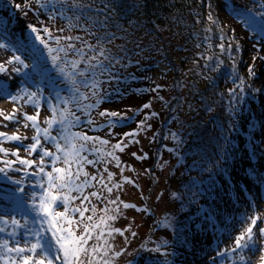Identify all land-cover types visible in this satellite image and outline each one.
Instances as JSON below:
<instances>
[{
	"label": "rangeland",
	"instance_id": "rangeland-1",
	"mask_svg": "<svg viewBox=\"0 0 264 264\" xmlns=\"http://www.w3.org/2000/svg\"><path fill=\"white\" fill-rule=\"evenodd\" d=\"M59 1L61 0H51L45 7L41 8L35 3V0H31L30 4H28V0H0V22L3 24V28H0V42L9 45L7 50L0 48V63H4L14 54L20 55L25 63L29 65L34 63L36 56L42 62L41 50L46 57L45 63H40L43 74L33 71L31 67L22 69L19 74L12 72L13 67H21L18 64H5L8 72L0 74V82H3L13 95L17 94L18 89L21 87H28L30 91L39 90L42 94V98L39 101L40 107L37 109L32 103H25L27 97H23L15 103L8 99L0 98V111H3L5 115L10 114L13 108L18 110V115L21 112L35 115L39 111V119L45 127L47 125L44 121L51 115L48 100L52 104H55L56 93L68 96L71 94V88L69 84V88L67 89L59 82V75L49 62L46 50L39 48L42 45L34 39V34L30 31L29 25L36 26L45 39H48V37L42 31L44 27H48L53 35H67V31L60 19L59 13L61 11L55 13L54 19H50L51 16L48 14L49 12H56L53 11L52 7L56 4L55 2ZM232 3L239 4L240 1L232 0ZM17 5H21L22 7H17ZM62 12L71 13L68 12L67 8ZM52 20L53 22L59 21L57 22L59 24L48 26ZM60 28H64V31L60 32ZM260 33L264 36V32L260 31ZM83 37L87 38V35L83 33ZM155 37L157 36L150 32L143 33L138 38L139 47L133 42L130 43L128 48L110 45L106 49L107 54L113 61L119 60L120 63L115 64L114 67L111 64V68L107 67L109 71L104 76H99V70L95 73L103 81L101 84V95L105 99L96 109L91 110L88 114L83 111H77L76 113L81 118L80 125L78 126L81 129L78 131H84V127L87 125L94 129V126L86 123L88 119H92L94 121L93 124H98L99 126V121L106 118L98 114L101 111L108 109L110 112H116V109L121 113L128 112L127 110H129L130 106L124 107L128 103L133 104L131 110H135L139 116L141 114V119L145 113L140 112L138 109L143 108V105L146 103L151 104L150 108L145 109L148 119L143 128L135 126L128 131L120 132L116 142L109 143L108 147L107 145L100 144L93 145L95 148L102 149L103 153L113 151L112 145L117 142H122V146L123 144L127 145L123 152H115L120 158L119 168L116 166V161L114 160L107 163L106 157L108 156L105 155L104 160L98 162L99 167H95L92 174L97 175V178L100 175L106 178L107 172H100L99 174L96 172L98 169L103 170L104 167V169L107 168L108 171L113 173L111 183H123L125 177L132 179L139 185V188L124 184L122 190L114 189L109 198L118 196L124 202L136 204L139 209H148L147 212H143L136 209H123L121 205L122 215H118L115 221L109 222L112 227L128 229V231L124 232V235L113 233L114 238H108L109 243L113 245L112 253L116 251L121 252L120 256L114 257L112 264H240L239 254L237 253L229 252L224 256H218L217 253L233 246V240L241 231V222L246 216H252L254 213L259 215L261 219L257 221V228L264 227V208L261 207V205H264V97L261 100H255V106L258 108L260 114L259 116H254V121L251 125L253 133L245 134L246 142L242 143L237 149L238 165H236L233 173L228 174L221 181H217V177L215 176V188L213 191L214 206L210 208L208 214H205L201 222L196 223V219L194 220L190 216L192 210H190L189 206L192 205L196 198L204 195L205 192L200 193L199 186L195 185V181H193L192 166L194 158L184 155L182 149L185 147L180 145V131L182 128H184V131L187 130L184 121L186 111L184 109L179 108L176 110V116L171 119L168 126L166 138L162 145L161 157L159 159L155 158L157 161L152 164L154 159L153 151L157 142L151 140V134L156 130L160 119L165 116L162 96L164 95L163 89H167V85L163 86L160 83H155L154 80L149 81L142 76L147 69L146 66L152 61L156 60L157 63H164L163 53L159 52V39ZM30 42L36 45H31ZM48 42L52 47H56L54 40H49ZM68 42L70 41H62V43ZM88 42L95 44L89 40ZM12 48L20 50L13 53ZM36 49H40V53H36ZM241 52L249 60H253V57H257L256 59L264 58V46L259 45L257 42L250 43L246 50H242ZM107 63L108 61H105V66H107ZM260 66L264 68V65L261 64ZM80 68H85V66L81 64ZM117 71L123 72V77L116 76ZM24 73H29L35 79L34 84L28 82ZM88 74L91 78V73L89 72ZM110 76L115 78L110 79ZM66 89L67 92L64 93ZM81 92L86 93L90 97L84 103H94L95 98L91 97V92L87 88L81 86ZM73 110L75 111L74 106ZM152 113H156L157 115L152 116ZM250 115L253 116L251 112ZM42 116L45 118L42 119ZM20 119L23 123L22 116ZM5 124L7 127L0 126V132L7 133L8 135L18 134L22 137H27L28 139L24 140L25 145L32 142L31 137L35 132L30 126L27 129L23 127L18 128L15 123L6 121L3 119V116H0V125ZM147 125H150V127ZM105 127L107 129L98 131L113 134L114 131H109V126L105 125ZM53 130H55L56 134V129L54 128ZM133 131L137 132L138 135L132 137L124 135ZM73 132L77 131L73 130ZM173 134L178 139L173 138ZM130 140L138 141V143H129ZM13 144L17 145V142H0V147L7 149L9 152L7 156L0 152V161L6 160L8 157L10 160H16V157L12 156L11 152L15 151L18 147H13ZM49 149L55 151L52 144H50ZM19 151L22 158L35 159L38 162V155L28 156L24 152L23 147L19 148ZM133 153H136L137 156L147 154V159H137L133 156ZM84 155L88 159L96 160L100 153L86 151ZM3 166L0 163V167ZM91 166L85 164L84 168L91 169ZM21 167L18 163L12 166L13 169ZM145 169L150 171L146 173ZM34 170L35 167L25 169V171H22V174H25V172L30 173ZM47 170L50 171L51 167L49 166ZM198 170L199 168L196 167L195 171ZM11 171L13 170H9L7 175L14 178V171ZM209 176V173L205 172L203 174L205 179ZM25 178L24 183L17 185L23 186L26 194H30L33 191H42L39 188L32 187V183L37 181L39 177L25 175ZM105 182H107L106 179ZM17 185H13V187L15 188ZM100 187L99 184L93 182V187L85 189V193H88V189L97 191ZM4 188V186L0 185V189ZM149 188H152V191L148 193ZM104 195H107V193L105 192ZM91 202L98 209L96 214L98 218L103 214L99 209L105 207L107 201L101 202L95 198H91ZM80 203V200H76L73 206L80 205ZM181 203L186 208L185 212H180V209L184 207L181 206ZM200 203H202L201 199ZM108 206L115 207L114 205ZM151 206L154 212L150 209ZM200 209L196 207L193 211H199ZM57 210L64 211L62 206ZM90 214L89 212L85 215ZM2 215L11 217L14 214L8 212L2 213ZM73 215L78 217V214ZM16 217L17 219H21L20 215H16ZM129 226L131 227L129 228ZM195 229L197 230L195 231ZM153 230L152 236L151 231ZM132 231H135L137 235L132 236ZM195 233L197 234L196 237ZM46 234L51 236V233ZM0 237L10 239L4 233H0ZM19 238L21 239V243H23V237ZM181 238L184 240V250L188 252L187 255L180 256L179 252L172 249L179 246L170 244L169 241L163 242V239H169L177 243ZM157 248L160 251H156L155 249ZM112 253H110V256ZM250 255L252 264H264V261L261 260L260 252Z\"/></svg>",
	"mask_w": 264,
	"mask_h": 264
},
{
	"label": "trees",
	"instance_id": "trees-1",
	"mask_svg": "<svg viewBox=\"0 0 264 264\" xmlns=\"http://www.w3.org/2000/svg\"><path fill=\"white\" fill-rule=\"evenodd\" d=\"M238 1L239 4L232 3V0H76L82 7L73 9L70 7L73 0H61L55 2L52 7L56 12L48 13L53 16L67 8L68 12H71L67 14L71 21L60 16L67 35L83 37L85 32L75 25H84L89 30L87 38L84 39L95 44L99 40L106 49L110 45L128 48L132 42L139 47L138 38L145 32L157 36L155 38L159 39V52L163 53L164 63L152 61L142 75L144 79L167 85L162 96L165 116L160 119L156 130L151 134V140L157 142L152 164L157 161L155 158L161 157L168 126L176 116V110L184 109L187 130L182 128L180 131V145L185 147L182 149L184 155L194 158L193 181L199 186L200 193L205 192L189 206L192 210L190 216L196 219V223L201 222L214 206L215 176L217 181H221L233 173L238 165L237 149L246 142L245 134L253 133L251 125L254 116L260 114L255 100L264 97V68L260 66L264 65V58L249 60L241 52L252 42L264 46V36L260 33L264 32V15H261L264 13V0ZM209 13L215 23L208 19ZM76 16H80V20H77ZM250 18H255L256 23H248ZM57 22L52 20L48 26L58 25ZM70 22L72 28H68ZM74 42L77 45L80 43ZM221 43L225 44L226 49L228 44H231L232 48L222 51L218 47ZM30 44L36 45L31 42ZM237 46L239 51H236ZM41 53L42 62L39 61L43 64L46 57L42 50ZM250 66L254 69V76L249 75ZM106 67L112 66L107 63ZM123 75L121 71L116 73L118 77ZM241 79L244 81L242 93L240 88H237ZM58 80L64 87L69 88L60 75ZM233 88H237L236 95L230 94L229 90ZM132 105H124L130 106L128 112L122 113L129 118L117 121L114 127H110L109 131H114L113 134L98 131L107 129L105 125L109 126L107 117L99 121V126L91 124L94 129L87 125L83 132L109 143L116 142L120 132L128 131L145 120V109H138L145 113L141 120V114L139 116L135 110H131ZM115 111L121 113L116 109ZM80 129L81 127H76L72 128V131ZM109 143L106 144L107 147ZM91 147L93 145H89V148ZM106 158L108 161L112 160L111 157ZM91 167L85 168L90 175L95 167L99 166L97 163ZM196 167L199 168L198 171H195ZM96 172H105L104 167ZM205 172L210 174L206 179L203 177ZM92 191L88 189V193ZM150 191L152 188L147 192ZM181 206L184 204L181 203ZM196 207L201 209L193 211ZM150 209L154 212L152 206ZM185 211V206L180 209V212ZM151 232L153 236L154 230ZM196 235L195 233V237ZM166 241L181 247L172 248L179 252L180 256L188 254L184 250L183 238L177 243L163 239V242Z\"/></svg>",
	"mask_w": 264,
	"mask_h": 264
},
{
	"label": "snow or ice",
	"instance_id": "snow-or-ice-1",
	"mask_svg": "<svg viewBox=\"0 0 264 264\" xmlns=\"http://www.w3.org/2000/svg\"><path fill=\"white\" fill-rule=\"evenodd\" d=\"M49 2L51 0H43V2L42 0H35V3L41 8L45 7ZM30 3L31 0H28V4ZM17 7L22 6L17 5ZM70 7L75 9L81 8L82 5L73 0ZM59 15L71 21V17H67V13L61 12ZM261 15H264V13ZM54 18L55 14L50 17V19ZM76 19L80 20V16H76ZM208 19L213 23L216 22L211 13H209ZM248 23L255 24V18H250ZM75 26L82 28L86 35L89 34L88 28L84 25L77 24ZM72 27L73 25L70 22L68 28ZM0 28H3L2 22H0ZM29 29L34 34V39L46 50L47 58L53 69L70 85L71 94L62 96L60 93H56L55 104L48 100L51 115L44 121L47 125L46 127H41L40 125L39 111L35 115H28L23 112L18 115L16 108H13L8 115L0 111V116H3L4 120L15 123L18 128L27 129L30 126L35 132L31 137L32 142L27 145L24 144V140L28 139L27 137H22L18 134L8 135L4 132H0V142L15 141L20 147H23L24 152L28 156L35 154L39 157L38 162L35 159L22 158L19 148H17L11 152V155L15 156L16 160L0 161L4 165L0 167V173L7 176L9 170L25 171V169L35 167L34 171L25 172V175L39 177L37 181L32 183V187L42 190L26 194L24 187L21 186L16 189L15 195L6 197V199L13 201L14 206L11 209L3 208L0 210L5 213H19L21 219H17L16 215L11 217L0 215V233H4L10 238L0 239V264H57V262L59 264H112L114 257L120 256L121 252L112 253L113 245L109 243L108 238H114L113 233L124 235V232L128 231V229L112 227L109 222L115 221L118 215H122L121 205L123 209H136L143 212H147L148 209H139L136 204L124 202L118 196L109 198L114 189L122 190L124 184L139 188V185L132 179L125 177L123 183H111L113 173L108 171L107 168L104 169L107 172L106 178L103 175H100L99 178L95 174L90 175L84 168L85 164L96 166L98 162L104 160L105 155L116 161V166L119 168L120 158L115 155V152H123L127 145L123 144L122 146V142H117L112 145L113 151L103 153L102 149L89 148V145H95L96 143L106 145L109 141L100 137L89 136L83 131L73 132L71 129L80 125L81 118L76 114L77 111H83L88 114L105 99L101 95V84L103 81L99 78V76H104L109 71L105 66V61H108L113 67L115 64H119L120 61H113L99 40L97 44H91L82 36L53 35L48 27L42 29L43 33L47 34L48 37V39H45L36 26L29 25ZM59 31L63 32L64 28H60ZM91 35H95V33H91ZM49 40H54L56 47H52L48 42ZM62 41L70 42L62 43ZM74 41H79V46ZM109 42L111 41L109 40ZM218 47L222 51H227L232 48V45L228 44L226 49L225 44L221 43ZM0 48L7 50L9 45L0 42ZM19 50L18 48H12L13 53ZM236 51H239V46H237ZM35 52L40 53V49H36ZM256 58L253 57V60ZM5 64L20 65L21 67H13L11 70L18 74L21 73L22 69L29 67L33 71L43 74L38 56L34 58V63L29 65L25 63L20 55L14 54L4 63H0V74L8 72ZM81 64L85 68H80ZM98 70L99 76L95 75ZM89 72L91 73V78L89 77ZM248 72L251 76L255 75L251 66ZM24 75L28 80L31 79L29 73H24ZM109 78L115 77L110 76ZM243 84L244 81L241 79L240 85L237 86V88H240L241 93L243 92ZM81 86L91 92V97L95 98L94 103H84L90 97L86 93L81 92ZM237 88L230 89V94L236 95ZM23 97H27L25 103L30 102L37 109L40 107L39 101L42 98V94L39 90L30 91L28 87H21L18 89L17 94L13 95L9 92L6 85L0 82V98H5L15 103ZM150 107V103L143 105L144 109ZM98 114L109 118V127H114L117 121L129 118L122 113L107 110ZM155 115L157 114L152 113V116ZM21 116L23 117V123L20 119ZM147 119L148 116L146 115L145 120L141 121L138 127L143 128ZM86 123L91 125L94 121L88 119ZM0 126L7 127L6 124ZM147 126L150 127V125ZM54 128L56 129V135L52 134ZM124 135L132 137L138 135V133L133 131ZM173 138L178 139L175 134H173ZM129 143H138V141L130 140ZM46 144H52L55 151L46 147ZM86 151L100 153V155L96 160L88 159L84 155ZM0 152L4 153L5 156L9 155L8 150L2 147H0ZM133 156L137 159H147V154L137 156L136 153H133ZM106 162L110 163L111 161ZM17 163L22 167L13 169L12 166ZM49 166L51 167L50 171L47 170ZM149 171L145 169L146 173ZM81 177L84 178L81 179ZM8 178L11 180V177ZM105 179L107 182H105ZM93 182L99 184L101 186L100 189L86 194L85 189L93 187ZM13 183L21 184V181H13ZM110 184L111 186H109ZM105 192L107 195H104ZM25 196L27 199H25ZM91 198L101 202L107 201L105 207L99 209L103 214L98 218L96 216L98 209L95 204H92ZM76 200H80L81 203L73 206ZM108 205H114L115 207H109ZM61 206L64 211L57 210ZM89 212L91 214L86 216L85 214ZM73 214H78V217ZM259 219L261 217L255 213L252 216H246L241 222V231L233 240V246L225 251L218 252L217 255L224 256L229 252L237 253L239 254L240 264H252L250 254L260 252L261 260L264 261V243H262L264 242V227L257 228ZM46 233H51V236ZM131 235L136 236L137 233L132 231ZM21 236L23 237V243H21L19 238ZM53 240L55 241L54 243ZM155 250L160 251L159 248ZM110 253H112L111 256Z\"/></svg>",
	"mask_w": 264,
	"mask_h": 264
},
{
	"label": "bare ground",
	"instance_id": "bare-ground-1",
	"mask_svg": "<svg viewBox=\"0 0 264 264\" xmlns=\"http://www.w3.org/2000/svg\"><path fill=\"white\" fill-rule=\"evenodd\" d=\"M14 146L13 147H18V148H22V147H20V145L17 143V145H15V144H13ZM6 160H10V158L8 157V158H6ZM11 172H13V171H11ZM13 174L15 175L14 176V180L15 181H17V180H20V181H22L23 179H24V177H25V174H22V171H19V172H13ZM23 177V179H21ZM16 192V191H15ZM13 195H15L14 193L12 194V196ZM13 206V203H12V200L11 199H8V203H7V207L8 208H11ZM261 207L262 208H264V205H261ZM1 238V237H0ZM5 239V238H4Z\"/></svg>",
	"mask_w": 264,
	"mask_h": 264
}]
</instances>
